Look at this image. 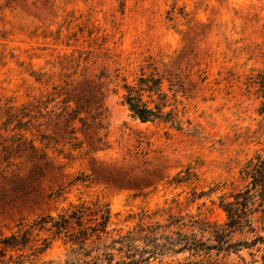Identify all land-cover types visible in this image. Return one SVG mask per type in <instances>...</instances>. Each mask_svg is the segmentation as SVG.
I'll return each mask as SVG.
<instances>
[{
    "label": "rangeland",
    "instance_id": "rangeland-1",
    "mask_svg": "<svg viewBox=\"0 0 264 264\" xmlns=\"http://www.w3.org/2000/svg\"><path fill=\"white\" fill-rule=\"evenodd\" d=\"M149 73L164 76V111L180 129L140 121L123 104V84ZM260 74L264 0H0V152H9L0 238L82 201L106 204L124 228L142 211L222 224L220 196L241 188L243 164L264 155ZM186 170L187 180L172 181ZM32 235L35 245L50 238ZM66 249L57 238L42 253L12 252L28 255L23 264H64ZM261 255L212 250L210 259L263 264ZM187 256L149 264L200 258Z\"/></svg>",
    "mask_w": 264,
    "mask_h": 264
},
{
    "label": "trees",
    "instance_id": "trees-1",
    "mask_svg": "<svg viewBox=\"0 0 264 264\" xmlns=\"http://www.w3.org/2000/svg\"><path fill=\"white\" fill-rule=\"evenodd\" d=\"M163 78L162 74L149 73L140 75L135 84L124 83L122 102L140 121L160 120L180 129L173 109L164 111L167 94L161 89ZM260 78L264 83L262 74ZM68 101V98L63 99L65 103ZM76 111V108L72 109V112ZM260 111L264 113V102ZM0 153H3L0 162L8 160L6 147L3 146ZM239 172L246 183L227 196H220L219 206L226 215L222 224L173 212L159 220L152 217L154 214L147 215L142 211L136 222L124 228L111 220L106 204L82 201L56 215L40 216L21 232L1 237L0 264H23L27 254L14 255L12 251L30 248L33 254L42 253L57 238L67 246L64 264H149L153 260L161 263L165 256L183 252L200 257L195 261L188 260L187 264H221L217 259H210L212 250H216V255L221 252L228 255L241 248L262 251L264 264V233L260 232L264 231V155L255 153ZM188 176L186 170L184 176H176L172 181L178 183L187 180ZM34 230H44L50 238L46 236L41 245H35ZM236 233L245 237L234 239ZM44 264H51V261ZM176 264L185 263L177 261Z\"/></svg>",
    "mask_w": 264,
    "mask_h": 264
}]
</instances>
